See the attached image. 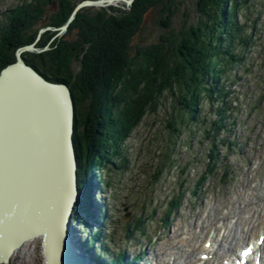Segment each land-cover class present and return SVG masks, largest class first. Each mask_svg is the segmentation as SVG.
I'll return each instance as SVG.
<instances>
[{"label": "trees", "instance_id": "trees-1", "mask_svg": "<svg viewBox=\"0 0 264 264\" xmlns=\"http://www.w3.org/2000/svg\"><path fill=\"white\" fill-rule=\"evenodd\" d=\"M81 1L16 0L0 13V70L16 60L18 48L33 44L37 51H23L24 62L70 90L78 211L90 205V183L97 172L108 177L125 169L123 147L146 115L162 112L175 139L182 128L205 135L213 131L212 159L213 150L225 142L229 148L236 145L218 135L234 115L232 86L240 77L232 73L247 62L254 46L259 16L248 24L249 0H195L193 12H184L176 22L175 0L85 6L64 32L55 30ZM149 20L160 31L144 37ZM205 107L213 117L203 116ZM167 150L165 160L170 162ZM96 181L108 185L103 177ZM81 224L90 226L87 219ZM101 229L91 236V245L102 238ZM101 247L94 255L98 264H133L124 252L110 255L105 243Z\"/></svg>", "mask_w": 264, "mask_h": 264}, {"label": "rangeland", "instance_id": "rangeland-1", "mask_svg": "<svg viewBox=\"0 0 264 264\" xmlns=\"http://www.w3.org/2000/svg\"><path fill=\"white\" fill-rule=\"evenodd\" d=\"M175 1L178 10L173 21H181L184 12H193L195 0ZM15 2L0 0V13ZM248 3L251 13L247 16L248 24L259 16L254 27V46L247 53V62L232 73L240 77L232 86L234 115L228 120L227 130L218 135L236 145L229 148L225 142L217 151L213 150L212 159L209 156L210 148L213 149L210 139L213 131L205 135L201 129L198 133L196 128H182L181 135L175 139L166 127L167 118L162 112L146 115L123 147L125 169L112 171L108 177L99 171L90 183L89 203L93 206L98 203L100 211H104L102 234L106 236L110 255L125 252L132 259L142 254L141 264L166 261L172 264V260H175L173 264L190 261L197 264L198 252L207 236L215 237L218 245L227 227L236 226L239 230L244 227V233L252 226V223H245L251 221L252 215L259 214V220H263L264 0H249ZM122 4L112 3L114 6ZM153 17H157L156 12ZM158 31V25L149 20L144 37H152ZM44 32L42 28L40 34ZM203 113L205 118L213 117L208 107ZM206 123L209 126V122ZM166 149L170 162L165 160ZM160 166L162 170L158 169ZM96 177H103L108 185L97 184ZM171 200L176 204L171 205ZM167 212L170 216L165 228L163 219ZM85 219L89 222L87 211L74 207L69 231L78 244L79 233L86 239L81 224ZM242 219L244 222L239 225ZM138 221H141L140 228L134 231ZM257 221L254 224L258 225ZM95 222L92 226L89 222L91 229L86 236L100 227ZM260 227L264 229V223ZM254 233L255 228L251 231L255 237ZM193 246L194 253H191ZM219 251L222 255L218 263L224 255L223 250ZM0 264H43L42 239L25 242L11 253L6 263Z\"/></svg>", "mask_w": 264, "mask_h": 264}, {"label": "bare ground", "instance_id": "bare-ground-1", "mask_svg": "<svg viewBox=\"0 0 264 264\" xmlns=\"http://www.w3.org/2000/svg\"><path fill=\"white\" fill-rule=\"evenodd\" d=\"M66 110L61 92L42 86L19 66L0 78V257L10 249L11 255L25 242L37 238L42 239L43 264H71L67 241L81 257V251L70 242V232L63 228L72 193L65 142ZM259 217L252 215L251 221L245 222L252 226L244 233V227L224 229L217 249L215 237L207 236L198 252L199 256H207L203 260L197 258L196 262L222 264L223 259L228 260L226 256L232 260L242 245L264 234L260 227L264 218ZM256 220L258 225L254 224ZM242 222L243 219L239 225ZM253 228L255 238L251 237ZM206 241L211 242L210 246H204ZM192 249L190 252L194 253L195 247ZM219 250L224 252L220 263ZM260 250L264 253V242ZM259 259V264H264L263 254Z\"/></svg>", "mask_w": 264, "mask_h": 264}, {"label": "water", "instance_id": "water-1", "mask_svg": "<svg viewBox=\"0 0 264 264\" xmlns=\"http://www.w3.org/2000/svg\"><path fill=\"white\" fill-rule=\"evenodd\" d=\"M134 0H82L76 6L74 7L72 13L70 14L68 20L66 21L65 24L62 26L58 27L59 33L64 32L67 29L68 24L73 20L75 17L76 12L85 6H107V5H112V3L116 2H122L126 6H131ZM37 51L34 47L33 44L22 46L18 48L15 52L16 60L12 63H9L6 65L1 71H0V78L10 72L12 69L16 67L22 68L24 71H26L29 75H31L36 82L41 84L42 86L52 89V90H57L58 92H61L62 99L64 101V104L67 108L66 113H67V120H66V128H65V142H66V150L67 154L69 157V165H70V181H71V187H72V193L67 201L66 205V213H65V219L63 222L67 221V219L70 217V212L73 209V205L75 202V199L78 196V190L76 186V162H75V154L73 150V142H72V132H73V100L71 97V93L69 88L67 87L66 84L64 83H59V82H52L46 78H44L41 74H39L34 68L31 66L27 65L24 60L21 57V53L23 51ZM64 228V227H63ZM19 242L16 243L14 246L18 247ZM12 249H10L9 252L6 253L5 256L0 257V263H6L8 261V258L10 256V252ZM66 250H67V255L69 258V261L71 264H83L81 257H79L75 252L72 251L70 248V245L68 244V241L66 242ZM81 256V255H80Z\"/></svg>", "mask_w": 264, "mask_h": 264}, {"label": "snow or ice", "instance_id": "snow-or-ice-1", "mask_svg": "<svg viewBox=\"0 0 264 264\" xmlns=\"http://www.w3.org/2000/svg\"><path fill=\"white\" fill-rule=\"evenodd\" d=\"M249 251H250V249H249ZM246 254V253H245Z\"/></svg>", "mask_w": 264, "mask_h": 264}]
</instances>
